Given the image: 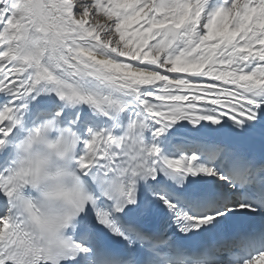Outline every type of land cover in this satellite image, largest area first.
<instances>
[{
	"label": "snow or ice",
	"instance_id": "1",
	"mask_svg": "<svg viewBox=\"0 0 264 264\" xmlns=\"http://www.w3.org/2000/svg\"><path fill=\"white\" fill-rule=\"evenodd\" d=\"M0 264H264V0H0Z\"/></svg>",
	"mask_w": 264,
	"mask_h": 264
}]
</instances>
